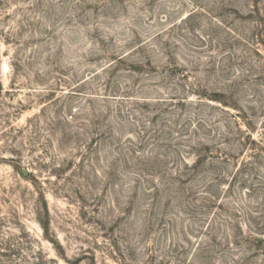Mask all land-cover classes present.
<instances>
[{
  "label": "rangeland",
  "instance_id": "374dc122",
  "mask_svg": "<svg viewBox=\"0 0 264 264\" xmlns=\"http://www.w3.org/2000/svg\"><path fill=\"white\" fill-rule=\"evenodd\" d=\"M0 264H264V0H0Z\"/></svg>",
  "mask_w": 264,
  "mask_h": 264
}]
</instances>
